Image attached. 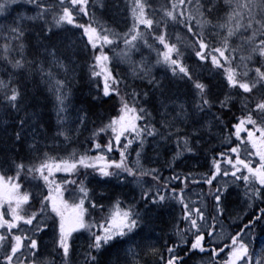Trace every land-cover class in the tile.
<instances>
[{"label":"snow or ice","instance_id":"6c2138e0","mask_svg":"<svg viewBox=\"0 0 264 264\" xmlns=\"http://www.w3.org/2000/svg\"><path fill=\"white\" fill-rule=\"evenodd\" d=\"M89 3L90 0H27L23 4L18 0H0V13L7 12L10 5L35 8L31 16L22 12L12 18L11 24L0 28L4 41L0 50L12 69L29 68L34 63L23 55L25 18L40 22L41 37L54 27L78 26L82 32L77 40L92 52L87 64L89 75L103 78L102 87L97 84L95 89L97 97L111 99L114 94L119 105L116 115L89 132L90 148H72L61 154L56 149L61 143L67 145L73 137L78 138L88 117L80 112L75 120L69 116L71 80L55 78L51 67L45 65L50 57L67 74L74 70L81 52L69 37L57 41L56 46L40 38L33 46L35 60L40 61L38 68L51 82L55 94L56 131L40 139L32 129L29 136L24 119L17 122V130L10 134L6 125L0 128L12 144L11 148L0 150V264H58L56 255L59 264H72L73 233L78 234L80 229L89 233L87 250L81 253L82 264H128L130 260L132 264H141L149 256L155 258L154 264H184V259L176 254L182 251V245H188L184 233L192 236L189 251H204L205 231L212 237L216 229L202 230V225L209 219L215 225L216 217L225 212L222 205L227 203L229 183L243 182L249 203L257 198L264 203V0H228L223 6L227 8L223 22L211 18L222 7L218 0H204L203 4L200 0H165L155 7V0H130L132 24L125 32L97 19L94 12L90 14ZM81 16H88V23L80 24ZM177 25L183 26L186 35L181 37L177 33L171 39L169 28ZM149 38L159 42V47L154 48ZM121 43L123 47L115 53L116 58L131 65L132 75L142 74L141 82L146 79L149 90L134 88L118 73L114 74L113 57L105 47L111 49ZM138 43L156 52L154 62L150 64L143 57L140 61L132 59ZM182 48L194 54L195 65L184 62ZM13 51L15 57L10 55ZM153 64L162 66L159 78L152 74ZM178 85L190 90L191 100L173 105V112L168 113L163 100L168 92L176 95L172 89ZM0 92V104L6 114L20 110L24 91L11 75L7 81L0 78ZM150 92L152 97L161 98V103L154 107L163 119L156 123H152L153 110L144 102ZM208 114L211 120L205 119ZM178 123L188 128L180 129ZM225 123L231 132L218 134L225 140H234L226 150L211 156L210 174H203L208 192H201V196L210 198V208L200 196L190 207L184 193L193 174L172 172L162 180L159 168L142 163V157L149 163L153 161L148 147L159 159L157 138L162 145L174 137L177 151L168 161L171 168L182 152L195 153L202 148L205 129L210 133L213 128L223 129ZM37 127L42 129L39 124ZM180 131H185V135L180 136ZM25 143L27 152L21 156L17 147ZM133 151L135 156L130 160ZM116 152L118 158H110ZM58 172L66 177L57 179ZM93 173L97 183L89 188L85 180ZM170 181L185 183L178 190L170 186ZM214 181L219 182L213 186ZM126 186L132 190L127 199L126 192L116 191ZM171 200L181 204L185 227L174 229L176 240L166 244L167 255H162L160 249L151 246L148 233L143 230L154 227L158 210ZM257 230L264 233V208L229 235L227 244L215 247L208 243L207 247L213 258L217 253H226L219 264H264V246L259 250L254 247ZM46 233L53 235L55 253L50 257L43 255Z\"/></svg>","mask_w":264,"mask_h":264},{"label":"trees","instance_id":"16d2710c","mask_svg":"<svg viewBox=\"0 0 264 264\" xmlns=\"http://www.w3.org/2000/svg\"><path fill=\"white\" fill-rule=\"evenodd\" d=\"M21 2V0H19ZM165 0H157L153 6L155 7L159 3H164ZM200 3L203 4L204 0H200ZM218 3L222 6L220 11L218 13H215L211 18L213 20L220 19L221 22H223V13L227 11L226 7H223L228 3V0H218ZM113 0H90L89 3V13L92 12L95 13V16L97 19L103 20L107 22L108 26L116 28L120 32H125L129 26L132 24V17L129 11L130 8V2L128 4V9L126 12V20L120 21V19L114 18L110 12L111 8L114 6ZM103 5V7H101ZM32 6V5H28ZM34 8V7H33ZM35 9V8H34ZM6 13V12H5ZM4 13V14H5ZM1 19V15H0ZM79 23L84 24L88 23V16H81L79 18ZM194 23V21H193ZM143 28V26H141ZM76 29L81 34L82 29H79L78 26H61L59 29L53 28V31L51 33H43L41 37V28H40V22L39 21H31L28 23L23 24V30L25 31V37L26 40L25 48L23 49V55L26 59L32 61L33 59L31 56H34L35 54V48L33 47L36 45L40 38H45L47 42L49 43L50 40L56 36L59 32L63 31L64 29ZM169 32L172 33L171 39L175 38V35L178 33L181 37L185 36L186 33L183 29L182 25H177L174 29L169 28ZM246 35V33L244 34ZM3 41H0V44H2ZM149 43L154 45V48L159 47V42H153L151 38H149ZM140 45V48H142L144 51L154 53L156 56V52L153 50H150L147 48V46L143 45L142 43H138L136 47ZM18 47V46H17ZM123 44L113 45L110 49L109 47H105V51L109 52V56L113 57L111 67L113 69L114 74L118 73L120 77L123 78L124 81H127L132 87L148 90V84L147 82H141L142 75H132L131 71V65L126 60H121L116 58L115 53L118 51L119 48H122ZM181 51L185 53V60L184 62L190 65L196 64V58L194 54L189 49L182 48ZM12 57L16 56V52L13 51L10 53ZM92 55L91 49H87L86 54H84V69L80 75V82L77 85V96L78 101L82 102L86 108V114H87V121H88V128L85 133H83L82 136L79 137L77 141V149H84V148H90V144H88L87 137L89 135V132L95 128H98L102 125V123L107 122L110 116L116 115V109H118L119 105L116 104L117 98L115 95H112L111 99L103 98V97H97V92L95 91L97 84H100L102 87L103 78H95L90 77L89 75V69L87 67V64L90 63V57ZM133 56V55H132ZM0 61H4V58L2 56V50H0ZM6 62V61H5ZM201 65H197V67H201ZM12 69V67H11ZM37 69L35 67V62L31 64L29 68L24 69H12L15 74V80H13L14 83L20 84L22 86V89L24 91V97L21 101L20 110L19 111H9L7 114L4 111V105L0 104L1 107H3V111L6 114L8 119L12 120H20L22 119L23 113L26 111L27 107H33L38 108L42 102L40 101V89L39 86L36 84L37 79ZM204 75H208L207 69L204 72ZM203 78V77H201ZM187 88V87H186ZM188 89V88H187ZM189 90V89H188ZM230 95H235L234 92H230ZM151 95V93H150ZM154 98V97H153ZM153 98H145V103L148 108L153 109V103L151 104L150 101L153 100ZM3 99V93L0 92V100ZM115 104V108L113 105ZM41 106V105H40ZM155 111V110H154ZM154 114V112H153ZM211 115V114H210ZM154 116V115H153ZM47 117V115H46ZM155 117V116H154ZM155 120V119H154ZM228 128V131L226 132L225 129ZM218 132H224L225 134H228L231 132L230 127L225 123V127L223 129H219ZM218 132H213L209 134L203 141H202V148H198L195 153H189V152H182L180 156L176 157V162L174 166L169 170V173L172 174V172H180L183 174H193L189 176L188 181L186 182V188H185V197L189 200V205L192 207L194 203L197 200V197L200 196L201 200L204 202V204L207 205L208 208H210L211 201L208 196H201V192L207 193L208 192V185L204 182V176L203 174L209 173L210 174V166H211V156L215 153H218L220 151L226 150L228 147H230V143L232 140H234V137H230L228 140L224 139V136H221L218 134ZM180 136L185 135V131L181 132L179 134ZM104 141L103 139H101ZM101 141V143H102ZM164 145V150H161V154L165 156V161L171 160L173 157V154L177 151V143L176 140ZM201 149H205L206 152H199ZM17 151L21 156H24L27 152L25 148V144L20 145L17 147ZM90 155L94 154V152H89ZM134 151L132 152V155L129 157L131 160L134 156ZM189 157H196L199 160L198 167L194 168L192 170H187L186 168H183L182 166L185 164L183 162L184 159ZM110 158H118V152L114 153V155ZM27 162V161H26ZM159 175L161 176V179L163 180L165 178V175H162L164 173L163 170H167V167L165 166L164 169L161 168L159 165ZM83 171V169L81 170ZM6 175H11V173H6ZM96 175L95 173L92 174V176H88L85 180V183L88 184L89 181H95L93 180V176ZM66 174L64 173H56V178L61 179L65 178ZM167 177V176H166ZM150 179V178H148ZM219 181H214L215 183ZM94 183H97L94 182ZM185 183L183 181H170V186L172 188L180 189L182 187V184ZM229 190L234 191L238 194V190L240 191V200L241 205L235 204L236 206H242L243 204L249 202L248 198L243 195L242 191H245V187L243 182L239 183H229ZM139 193V190H138ZM228 197V195H227ZM66 199H69V202L71 203V198L66 195ZM256 199L254 200V202ZM230 205V204H229ZM225 206V205H222ZM228 211H225L222 215H219L216 217L217 223L215 225L211 224V220H207L205 225H202V230H204L207 227H214L216 231L213 233L212 237H210L205 231V249L203 252L200 250H192L189 251L190 248V242L192 239V236L190 233H184V238L188 241V245L184 246L182 245V251L177 252L176 254L181 256L184 259V264H219V261L226 258V253L222 255L221 253H217L216 257H212L211 250L207 247L208 243H212L215 247H222L223 244H227L228 240L227 237L231 234H235L236 231H239L241 225V219L244 218L242 214H238L239 212L235 211L232 213H226ZM179 213V218L175 221V214ZM237 215L238 221L231 222V215ZM94 216H99V213H93ZM158 218L157 221L154 222V225L158 224V229L161 234L160 238V247L158 249L161 250L162 255H167L166 252V244H172L176 240V232L175 228L184 229L185 227V221L182 218V206L181 204L176 200L168 201L165 205L162 206L161 209L158 210ZM205 216L208 217L209 213L206 210ZM158 222V223H157ZM244 224V223H243ZM243 226V225H242ZM152 229V227H151ZM77 233H73V236L75 237V254L72 256V264H82V256L81 253L85 252L87 250V245L89 243V233L85 229L77 230ZM259 232V230H258ZM261 233V232H259ZM82 234V235H81ZM51 237L53 235L51 234ZM258 236H256L254 247L256 248V241L258 240ZM53 241V240H52ZM51 241V242H52ZM50 242V243H51ZM253 245H250L252 247ZM257 249V248H256ZM55 253V249L53 246V242L48 245V256H53ZM56 260L59 264V256H55ZM154 257L149 256L148 258H145L141 261V264H154Z\"/></svg>","mask_w":264,"mask_h":264},{"label":"rangeland","instance_id":"374dc122","mask_svg":"<svg viewBox=\"0 0 264 264\" xmlns=\"http://www.w3.org/2000/svg\"><path fill=\"white\" fill-rule=\"evenodd\" d=\"M156 1L157 0H155V2ZM18 2H19V0H18ZM113 2L115 4L111 8L110 14L114 18H116L117 20L120 19V21L124 22L126 20V12H127L128 4H129L130 0H113ZM21 3L27 4V0H21ZM8 12H10L12 15L9 16ZM22 12H27L29 14V16H31L35 12V9L33 8V6H27V8L22 9V8H17L15 6L10 5L5 14L1 13V16L3 18L0 19V28H2L6 24H11L12 18L20 15ZM31 21L34 22L35 20H29L28 18H25L23 21V24L31 22ZM2 36H3V33L0 32V41H3ZM79 36H80V33L76 29H73V28L64 29L63 31L59 32L56 36H54L49 42V44L51 46H56L57 41L62 40L64 37H69L73 40L75 45H77L79 47L81 54L77 56V63L75 65L73 71H70L69 73L65 74L62 69L58 68L56 66V64L51 61L50 57L48 58V63L45 65V67H51V70H52L53 74L55 75V78L65 79L66 81L68 79L71 80V83L69 84L71 94H70L69 101H68V109H69V116L73 120H75L77 112L87 113L84 104L82 102L78 101L77 90H76L77 85L80 82V80H79L80 75L84 69V57H85L84 54L87 51V49L83 48V42L80 40H77V37H79ZM132 55H133L132 59L135 61H140L141 58L143 57L148 63L151 64L152 62H154L156 60V56L154 53L147 52L146 50L144 51L142 48H140V45H138L136 47V49L133 51ZM31 58L35 62V67L38 68L40 61L35 60V56H31ZM137 74L142 75L140 73H137ZM152 74L154 76H156L157 78H159L160 75L162 74V66L158 65V64H153ZM8 75H11L13 80H15V74H14L13 70L11 69V65L5 61H0V78H3L5 81H7ZM141 79H142V77H141ZM145 81L147 82L146 79L143 80V82H145ZM35 82L39 86V89H40V91H39L40 96L39 97H40V101L42 102V104H40L41 106L39 105L38 108L37 107L36 108L27 107L26 111L23 113L22 119L25 120V132L29 136L32 135V129H35L36 133H39V138L43 139L45 135H50L52 132L56 131L55 125L57 122V115H56V109H55V94H54V91L51 87V82L48 80L47 77H45L41 74L39 68L37 69V79ZM147 84H148V82H147ZM172 91L176 92L177 94L173 95V94H171V92H168L166 97L163 100V103L168 105V107L166 109L168 113L173 112V105L179 104V103L183 102V100H189V101L191 100V92L185 86L178 85V86H176V88L172 89ZM184 93H188V95L184 96L183 95ZM150 98L152 99L153 97L150 95L149 99ZM150 103L151 104L153 103V109L152 110L154 112L153 115L155 116V120H153L152 123H156V120L163 119L162 116H158L156 114V111H154L155 110L154 106L161 103V98L159 96H156L153 98V100L150 101ZM149 109H151V108H149ZM46 115H47V117H46ZM205 119L211 120V115L208 114L205 117ZM18 121L19 120L8 119L6 114L3 111V107H1V105H0V128L4 127L6 125L7 126V133L10 134L13 131L17 130V122ZM76 123H79V121H76ZM37 124L42 126L43 130L41 129V127H37ZM156 126H157V128L160 127L159 124H157ZM177 127L180 129H187L188 125L178 123ZM87 128H88V121H86V124L84 126H82V131H81L79 137L82 136L83 133H85L87 131ZM218 131H219V129L213 128L211 130V132L208 133L207 129H205V133H206L205 138L207 136H209V134H211L213 132L215 133ZM181 132H183V131H180L179 134ZM79 137L78 138L73 137L67 145H64L63 143H61L60 146L56 150L59 151L61 154H64L66 151H70L72 148H77V141H78ZM172 139H173V141H175L174 137H172ZM197 139H200V137H197ZM148 140H149V143H151L152 138L149 137ZM170 140H171V138L161 145L159 138H157L156 144L158 145L159 159H155V153L153 152V148L148 147L147 151L150 155L153 156L154 159L151 163H149V161L147 159H144L142 157V163L146 167H157V168H159V165H160L161 168L164 169L166 164H167V161H165V156H163L161 154L160 149L164 150L162 148L164 147V145L172 142ZM102 143H104V141H102ZM11 147H12V144L9 142L8 135H5L4 133L0 132V150L11 148ZM25 148L27 150V143H25ZM92 152H94V150ZM133 156H135V152H134ZM163 171H164V173H162V175H165L166 171L165 170H163ZM94 182H96V180L92 181L91 183L88 182L87 186L89 188H92L93 184H95ZM133 187H135V186H133ZM116 191L126 192L125 199H127L128 196L132 192V190L130 188H127V186L124 189H116ZM242 193L244 195L245 191H242ZM238 194H240L239 190H238ZM235 201L236 200H231V204H230L229 208L227 209L229 213L237 211V212H239L238 214H243V217H244L251 210V208L254 207V203H249V202H248L249 204L245 203L242 206H236ZM250 214H251V212L248 215H250ZM175 215H176L175 216V221H176L177 218H179V213L175 214ZM232 216L233 215H231V217ZM155 221H157V219ZM158 226L159 225L156 224V225H154V227H152V229L150 227L149 229L143 230L144 232L148 233L147 240H150L152 242L151 246L156 247V248L160 247L159 241L161 238V234H160V231L158 229ZM51 234L52 233H46L44 236V243H45L46 247L44 249L43 255L46 257L48 256V245H50L52 243L51 241L53 240V237H51ZM262 246H264V235H262L260 237V240L256 241V248L258 250ZM128 264H132L131 260L128 262Z\"/></svg>","mask_w":264,"mask_h":264},{"label":"bare ground","instance_id":"6f19581e","mask_svg":"<svg viewBox=\"0 0 264 264\" xmlns=\"http://www.w3.org/2000/svg\"><path fill=\"white\" fill-rule=\"evenodd\" d=\"M225 131L227 132L228 131V128H226L225 129ZM165 148V146L162 148V149H164ZM199 152H201V153H203V152H206V150L205 149H201ZM154 159V158H153ZM183 162L185 163L182 167L183 168H186L187 170H192V169H194V168H197L198 166V163H199V160H198V158H196V157H189V158H186V159H184L183 160ZM155 166V165H154ZM166 167H167V170H166V172H165V177L167 176H170L171 174L169 173V170L172 168H170L169 167V164L167 163L166 164ZM138 190L139 189H137V195H138ZM131 194H132V192H131ZM130 194V195H131ZM240 198H241V196L239 195V194H237V193H235L234 191H231V190H229V192H228V197H227V203L225 204V206H223L224 208H225V211H228L227 209L229 208V204H231V200H236L235 201V204H240L241 205V200H240ZM131 202V201H130ZM226 213H228V212H226ZM229 214V213H228ZM242 216H243V214H242ZM230 221L231 222H234V221H238V217H237V215H233L232 217H231V219H230ZM148 258V257H147Z\"/></svg>","mask_w":264,"mask_h":264},{"label":"flooded vegetation","instance_id":"af4514ba","mask_svg":"<svg viewBox=\"0 0 264 264\" xmlns=\"http://www.w3.org/2000/svg\"><path fill=\"white\" fill-rule=\"evenodd\" d=\"M259 205H262V204H259ZM262 208H264V207L262 206ZM260 209H261V208H260ZM258 210H259V209H258ZM258 210H257V211H258ZM257 211H256V212H257ZM255 214H256V213H254L253 215H255Z\"/></svg>","mask_w":264,"mask_h":264}]
</instances>
